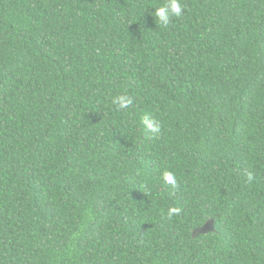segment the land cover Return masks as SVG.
Wrapping results in <instances>:
<instances>
[{
    "label": "trees",
    "instance_id": "trees-1",
    "mask_svg": "<svg viewBox=\"0 0 264 264\" xmlns=\"http://www.w3.org/2000/svg\"><path fill=\"white\" fill-rule=\"evenodd\" d=\"M0 264H264V0H0Z\"/></svg>",
    "mask_w": 264,
    "mask_h": 264
},
{
    "label": "water",
    "instance_id": "water-1",
    "mask_svg": "<svg viewBox=\"0 0 264 264\" xmlns=\"http://www.w3.org/2000/svg\"><path fill=\"white\" fill-rule=\"evenodd\" d=\"M206 233V232H208V226H206L205 228H203L201 231H200V233Z\"/></svg>",
    "mask_w": 264,
    "mask_h": 264
}]
</instances>
